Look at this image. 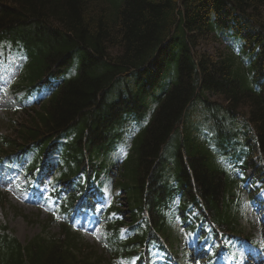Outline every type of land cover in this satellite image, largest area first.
Here are the masks:
<instances>
[{"label":"trees","instance_id":"trees-1","mask_svg":"<svg viewBox=\"0 0 264 264\" xmlns=\"http://www.w3.org/2000/svg\"><path fill=\"white\" fill-rule=\"evenodd\" d=\"M17 57L25 118L0 164L52 171L61 213L101 211L105 242L62 224L22 244L2 226L0 264H152L175 227L197 245L241 232L238 192L264 190V0H0V58Z\"/></svg>","mask_w":264,"mask_h":264},{"label":"rangeland","instance_id":"rangeland-1","mask_svg":"<svg viewBox=\"0 0 264 264\" xmlns=\"http://www.w3.org/2000/svg\"><path fill=\"white\" fill-rule=\"evenodd\" d=\"M224 46H226L224 43L222 45L220 43H202V49L212 55L217 50H223ZM16 67L17 63L12 60H9L8 63L0 62V135L3 136L14 135L25 118L20 104L15 100L14 90L10 87L18 76ZM212 101L223 103L214 97ZM122 155L123 152L117 154L113 157L114 161H119ZM5 166H0V192L6 200L5 204H0V226H7L10 233L22 244H26L37 236L58 235L61 232V222L55 211L52 210L53 208L37 195L35 189L26 185L22 176L17 173L18 165H11L9 168ZM260 196L263 195L260 194ZM122 197L120 195L121 208L123 209L125 203ZM238 197L243 206L240 214L238 213L237 224L241 231L239 234H242V237H249L250 246L245 250L260 257L259 254L264 253L262 251L264 250V225L260 222L259 211L249 204L245 194H239ZM87 220L88 218L85 217L78 223L77 230L88 246L101 252L104 249L102 231L97 226L91 225L90 221L86 223ZM174 233L176 234L177 230H174ZM239 236L241 237V235ZM191 243L192 239L189 235L183 233L179 236L174 248V252L179 251L178 258L182 257L181 250L184 245ZM243 256L244 254L239 256L236 264H242ZM257 260L260 262L258 258ZM232 261V264H235L234 258H231L229 262ZM250 263L258 264L257 261L256 263L250 261ZM192 264H199L198 259L195 258Z\"/></svg>","mask_w":264,"mask_h":264}]
</instances>
